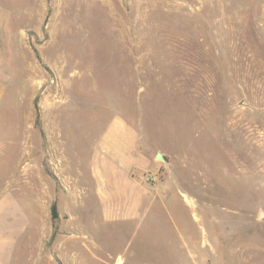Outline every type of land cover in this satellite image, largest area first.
<instances>
[{
    "label": "rangeland",
    "instance_id": "1",
    "mask_svg": "<svg viewBox=\"0 0 264 264\" xmlns=\"http://www.w3.org/2000/svg\"><path fill=\"white\" fill-rule=\"evenodd\" d=\"M0 4V179L23 177L12 189L31 200L40 173V264H264V0ZM116 120L172 174L132 219L107 218L94 191Z\"/></svg>",
    "mask_w": 264,
    "mask_h": 264
},
{
    "label": "crops",
    "instance_id": "2",
    "mask_svg": "<svg viewBox=\"0 0 264 264\" xmlns=\"http://www.w3.org/2000/svg\"><path fill=\"white\" fill-rule=\"evenodd\" d=\"M7 10L0 4V171L7 168L8 142L2 141L6 116L1 110L7 104L9 65L7 58ZM108 134L100 137L92 160L94 191L103 203L107 218L132 219L137 217L143 202L152 197L150 186L162 167L170 176L165 162L138 149L139 136L135 128L122 120L111 123ZM22 155V154H21ZM23 162V155L20 159ZM23 165L21 163V168ZM139 171V175L137 174ZM154 174V178L149 175ZM138 176H137V175ZM40 173L32 179L31 200L18 194L13 186L24 184L18 176L0 179V264H40ZM4 180V181H3ZM164 184V183H160ZM52 228H47L49 235ZM45 234V231H43ZM26 242L28 243L27 245Z\"/></svg>",
    "mask_w": 264,
    "mask_h": 264
},
{
    "label": "water",
    "instance_id": "3",
    "mask_svg": "<svg viewBox=\"0 0 264 264\" xmlns=\"http://www.w3.org/2000/svg\"><path fill=\"white\" fill-rule=\"evenodd\" d=\"M158 158L165 161V158L162 155H158Z\"/></svg>",
    "mask_w": 264,
    "mask_h": 264
},
{
    "label": "trees",
    "instance_id": "4",
    "mask_svg": "<svg viewBox=\"0 0 264 264\" xmlns=\"http://www.w3.org/2000/svg\"><path fill=\"white\" fill-rule=\"evenodd\" d=\"M56 213V209H55V207L53 208V214H55Z\"/></svg>",
    "mask_w": 264,
    "mask_h": 264
}]
</instances>
